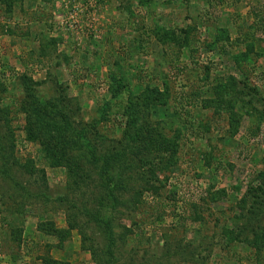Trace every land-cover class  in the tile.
Returning <instances> with one entry per match:
<instances>
[{
    "label": "rangeland",
    "instance_id": "1",
    "mask_svg": "<svg viewBox=\"0 0 264 264\" xmlns=\"http://www.w3.org/2000/svg\"><path fill=\"white\" fill-rule=\"evenodd\" d=\"M135 2L126 8L120 0H21L11 12L0 4V110L9 114L15 161L0 173V264H102L109 236L118 264H186L178 246L187 243L201 245L198 257L210 253L207 264H264V249L253 260L248 243L222 237L246 224L264 232V0H154L147 9ZM155 26L187 29L189 46L163 51L151 34ZM218 29L226 36L218 38ZM237 56L251 60L240 72ZM50 70L68 84L75 116L92 140L108 148L122 139L127 108L138 96L148 99L157 89L155 98L166 104L151 113L142 108L143 122L150 115L161 123L147 146L176 155L158 153L162 171L147 163V182L133 176L141 194L136 209L118 207L111 228L77 207L97 210L91 198L100 193L93 189L98 178L77 191L48 141L27 139L20 79L26 74L47 97ZM227 76H247L257 88L245 98L254 100L251 111L237 109L235 134L226 115L200 108L212 81ZM68 199L78 209H67Z\"/></svg>",
    "mask_w": 264,
    "mask_h": 264
},
{
    "label": "trees",
    "instance_id": "2",
    "mask_svg": "<svg viewBox=\"0 0 264 264\" xmlns=\"http://www.w3.org/2000/svg\"><path fill=\"white\" fill-rule=\"evenodd\" d=\"M153 1L138 0V4L139 7L147 9L151 7ZM19 2L21 0H0V4L4 8L9 9L10 12L14 10ZM120 2H124L126 8L131 6V0H120ZM218 30V33H220L218 38L221 39L226 36V34H223L224 31ZM151 34L155 41L164 49L163 51L169 47L172 48L171 50H176L177 52L188 47L190 44L187 29H179V33H176L174 30L155 26L151 30ZM217 42L218 40L213 41L208 49H215ZM234 45H241V42L234 43ZM46 47H41L39 56L42 59H45L47 56ZM237 57L239 59L233 61L237 71L240 72L243 70L242 64L244 60H247L248 57ZM176 58L178 59V56ZM248 61V65H250L251 60L248 59ZM251 66H254V64ZM27 77L24 74L20 79L21 87L27 94V99L20 103V110L26 117L25 130L27 139L29 141H38L40 139L48 141L51 155L57 157L59 164L65 166L68 182H71L78 189L77 191L82 190L83 187L86 188L88 182L92 184L96 183V179L98 178L99 184H95L93 189L99 186L97 190L100 193L94 194L91 198L95 204L93 208L97 210L86 211L85 207L80 208L74 201L69 199L64 200V202L68 204L67 209H70V207H73V209L79 208L83 215L86 214L91 221L105 223L110 227V221L113 219L115 221L117 213L121 214V212L117 211L118 207H123L125 204L131 211L132 209H136L138 204L136 200L141 194L137 192V187L133 184V176L135 177L134 180L146 179L147 182L149 177L145 170L142 169L147 163L156 162L157 164L153 167L159 168L162 171L163 168L160 167L163 166H160V164H163L164 159H158L160 156L158 153L168 151V156L171 154V159L176 155V151L174 152V150H162L161 148H158V151L153 154L150 150L151 147L147 146L150 145V142L147 140L150 132L158 130L157 125L161 123L158 121L156 124L152 123L150 115H147V120L143 122L146 116L143 117L144 111L142 108H146L151 113V110L154 108L165 107L166 104L155 98L158 94L157 89L154 94L151 93L149 95V100L145 97L143 91V94L138 96V101L140 99V102L132 103L127 108L130 120L127 122V128L122 134V139L117 141L115 146L108 148L102 142L98 143L92 140L93 134L81 124V119L75 116L79 112L76 105L77 100L68 94V84L60 82L54 70L47 72V82L45 84L50 82L52 86V88L50 87L51 94L47 97L39 95L34 90L32 86L34 84L31 82V79ZM212 82L213 84L208 87V93L211 94V98L202 100L200 108L201 110H212L214 114L226 115L227 127L230 129V133L235 134L238 130L240 116L237 109H244V112L251 111L254 100H245V98L247 96L254 98L257 88L251 86L247 76L242 80L234 76L217 77ZM199 96L200 94L198 93L197 97ZM135 101H137V98H135ZM259 101L262 102V100ZM134 108L139 110L137 111ZM4 109L6 110V108ZM4 109L0 110V173L6 175L7 165L15 163V161L9 159L13 147L10 142L11 130L8 127L9 114L3 113ZM141 111L142 115H140ZM201 129L203 128L197 130L193 125L194 131L202 132L204 129ZM81 148H84V151ZM136 156L139 158H136ZM26 167L27 165H24V169ZM151 172L153 176L154 169H149L148 173L150 174ZM13 183L18 184L16 181H13ZM151 189L154 190L153 188ZM129 194H131V197H129ZM125 195H128V197L124 199ZM39 197H42V195ZM59 201L62 200L59 199ZM244 226L243 228L239 226L237 230L224 229L222 237L226 239L225 242L228 244L248 243V246L254 249V254L252 255L254 260L255 256H259L261 250L264 249V232L259 228H257L258 230H254L252 224ZM108 241L109 244L104 249V261L102 264H118L120 259L115 256L114 249L116 248H113L116 245V241L111 236H109ZM200 246H193L191 243L178 246L184 257L183 263L187 264V260H189L188 264H207V259H210V253L207 254L206 258L198 257L196 252L199 254ZM255 261V264H260L257 259Z\"/></svg>",
    "mask_w": 264,
    "mask_h": 264
},
{
    "label": "crops",
    "instance_id": "3",
    "mask_svg": "<svg viewBox=\"0 0 264 264\" xmlns=\"http://www.w3.org/2000/svg\"><path fill=\"white\" fill-rule=\"evenodd\" d=\"M134 1H136V0H131V5H132V2H134ZM138 6H139V4H138V0L135 2ZM141 8V7H140Z\"/></svg>",
    "mask_w": 264,
    "mask_h": 264
}]
</instances>
